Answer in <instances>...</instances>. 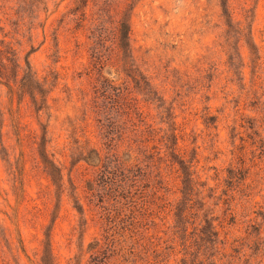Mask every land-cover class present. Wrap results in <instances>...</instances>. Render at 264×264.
I'll list each match as a JSON object with an SVG mask.
<instances>
[{"label":"rangeland","instance_id":"374dc122","mask_svg":"<svg viewBox=\"0 0 264 264\" xmlns=\"http://www.w3.org/2000/svg\"><path fill=\"white\" fill-rule=\"evenodd\" d=\"M50 260L264 264V0H0V264Z\"/></svg>","mask_w":264,"mask_h":264},{"label":"trees","instance_id":"16d2710c","mask_svg":"<svg viewBox=\"0 0 264 264\" xmlns=\"http://www.w3.org/2000/svg\"><path fill=\"white\" fill-rule=\"evenodd\" d=\"M129 35L130 32L127 29V27L124 24L120 25L119 28V41H120V47L122 49H127L129 47L128 44V40H129ZM185 162H180V166L183 170V175H184V180H183V195H184V200L187 201H191L190 199H188V197L190 196V194H192L194 192V189L196 186H198V183L195 181L194 177H193V173L190 172V168H188L187 166L185 167ZM229 178L232 179V173L229 174ZM231 183V182H230ZM180 212H182V210H179ZM184 216V212H182V215L177 214L178 217V224H181L183 221V217ZM179 228V225L178 227ZM184 240V245H186V250L195 247L198 250V255H196V258L199 257L200 255L202 256H206V255H210V258H214L215 254L217 253L216 250L218 249V240H219V231L217 230L216 227H213L211 224L208 223V221H206V226L203 227L200 230V233L198 235V238L193 239L192 242H190V239H186V236H183ZM190 242V244H189ZM212 253V254H211ZM194 256V254H192ZM207 261L210 260L209 258L206 259ZM204 262H202L203 264ZM48 264H52L51 260L50 263ZM182 264H187V262L182 261ZM212 264H216V262H212Z\"/></svg>","mask_w":264,"mask_h":264}]
</instances>
